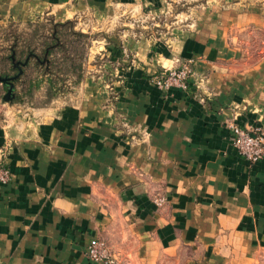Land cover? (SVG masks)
Here are the masks:
<instances>
[{
    "label": "crops",
    "instance_id": "0c3cea01",
    "mask_svg": "<svg viewBox=\"0 0 264 264\" xmlns=\"http://www.w3.org/2000/svg\"><path fill=\"white\" fill-rule=\"evenodd\" d=\"M175 6L0 0V41L42 20L114 24L121 10L159 17ZM245 16L207 0L167 37L111 32L89 56L101 63L79 71L65 98L51 66L7 56L13 70L2 76L18 77L0 82V149L12 173L0 184V264H105L85 253L97 238L117 264H264V159L247 161L229 127L264 130V61L250 64L234 44ZM184 61L187 89L152 83Z\"/></svg>",
    "mask_w": 264,
    "mask_h": 264
},
{
    "label": "rangeland",
    "instance_id": "374dc122",
    "mask_svg": "<svg viewBox=\"0 0 264 264\" xmlns=\"http://www.w3.org/2000/svg\"><path fill=\"white\" fill-rule=\"evenodd\" d=\"M216 1L212 0V3ZM206 2L207 0H177V6L174 10L159 17L142 11L121 10L117 14L114 24L109 21L98 22L92 16L82 15V17L71 19L64 24L42 20L32 25L15 26L8 32L9 35L6 36V39L0 41V75L10 74L13 70L11 66L9 67V60L7 59L9 54L14 53L16 60L36 56L42 64L41 67L51 66L55 70L53 78L56 82H65V86L62 85L55 91L60 98H65L70 91L74 90L72 82L76 76H79V71L87 72V65L101 63L100 59L90 62L89 56L92 49L99 44V40L105 41L109 33L128 34L132 32L148 34L157 38L167 37L173 26H176L175 24L186 22L185 16L192 17V19L197 17ZM222 5L226 9L248 16H245L242 30L238 31V39L234 44L247 56L246 60L250 64L262 63L264 61V0H222ZM235 6L236 9L233 8ZM255 16L257 18L252 19ZM230 28L232 26L229 27V30ZM54 37L55 40H51ZM46 48L49 50L47 55L45 53ZM50 53L54 57L50 56ZM183 63L167 68H178ZM191 74L192 71L188 77V85ZM153 76H151V80ZM1 92L4 91L0 90ZM21 109V114H26L29 110L27 107ZM158 198L163 197L158 196L156 199ZM164 202L165 198H163ZM106 245L111 256L116 260L115 264L119 263L120 258L115 255L107 242Z\"/></svg>",
    "mask_w": 264,
    "mask_h": 264
},
{
    "label": "built area",
    "instance_id": "2783aa9c",
    "mask_svg": "<svg viewBox=\"0 0 264 264\" xmlns=\"http://www.w3.org/2000/svg\"><path fill=\"white\" fill-rule=\"evenodd\" d=\"M192 69L189 61H185L178 68H165L152 77V83L162 91H168L172 87L188 88V77ZM231 142L238 152L250 163H256L264 159V130L259 127H243L238 123H231ZM6 150L0 149V184L10 181L12 173L5 161ZM158 204L163 203V198L156 199ZM86 255L95 261L105 264H115L116 260L111 256L105 240L98 238L89 242L86 247Z\"/></svg>",
    "mask_w": 264,
    "mask_h": 264
},
{
    "label": "water",
    "instance_id": "95a60500",
    "mask_svg": "<svg viewBox=\"0 0 264 264\" xmlns=\"http://www.w3.org/2000/svg\"><path fill=\"white\" fill-rule=\"evenodd\" d=\"M20 72H21V70H20ZM16 77H18V74L15 75L14 77H3V76H0V82H3V83H9L10 86L12 87V82H11V80L15 79ZM11 92H12V89L10 88V89L8 90V93L11 94ZM7 96H8V95H7ZM6 98H8V97H6Z\"/></svg>",
    "mask_w": 264,
    "mask_h": 264
}]
</instances>
